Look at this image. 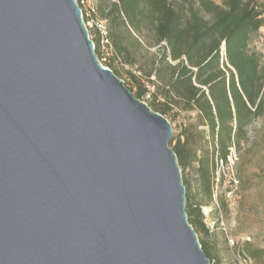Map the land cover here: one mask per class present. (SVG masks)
<instances>
[{
    "label": "water",
    "instance_id": "obj_1",
    "mask_svg": "<svg viewBox=\"0 0 264 264\" xmlns=\"http://www.w3.org/2000/svg\"><path fill=\"white\" fill-rule=\"evenodd\" d=\"M173 135L77 0H0V264H211Z\"/></svg>",
    "mask_w": 264,
    "mask_h": 264
},
{
    "label": "trees",
    "instance_id": "obj_2",
    "mask_svg": "<svg viewBox=\"0 0 264 264\" xmlns=\"http://www.w3.org/2000/svg\"><path fill=\"white\" fill-rule=\"evenodd\" d=\"M77 1L83 8L84 0ZM92 13L106 22L112 48L104 66L119 78L127 75L126 87L170 122L195 113V122L184 125L170 147L182 169L189 222L208 234L201 207L213 197L217 165L228 164L231 149L246 142L249 128L264 117V62L252 47L264 27L263 4L99 0ZM93 41L101 61L100 40ZM186 171L196 177L194 194ZM201 244L210 259L208 245Z\"/></svg>",
    "mask_w": 264,
    "mask_h": 264
},
{
    "label": "rangeland",
    "instance_id": "obj_3",
    "mask_svg": "<svg viewBox=\"0 0 264 264\" xmlns=\"http://www.w3.org/2000/svg\"><path fill=\"white\" fill-rule=\"evenodd\" d=\"M214 1L217 4L223 3V0ZM98 2L99 0H84L82 10L86 14L92 39L100 40L101 62L108 63L112 48L106 42V22L92 13V8ZM258 2L264 7V0ZM252 47L264 62V27ZM122 77L120 79L131 87L127 75ZM189 122H195V113L183 112L175 120H171L173 136H179L182 127ZM204 145L205 148H210L207 144ZM186 176L191 180V193L194 194L196 177L191 171H186ZM197 199L207 200L202 196ZM207 202L206 206L201 207V212L209 233L198 231L197 234L200 242L209 247L211 264H264V117L249 128L246 142L231 149L228 164L219 161L213 197Z\"/></svg>",
    "mask_w": 264,
    "mask_h": 264
},
{
    "label": "built area",
    "instance_id": "obj_4",
    "mask_svg": "<svg viewBox=\"0 0 264 264\" xmlns=\"http://www.w3.org/2000/svg\"><path fill=\"white\" fill-rule=\"evenodd\" d=\"M84 1L81 2V4H83ZM94 11V8H92V12ZM84 14V13H83ZM106 42L108 43V41L106 40Z\"/></svg>",
    "mask_w": 264,
    "mask_h": 264
}]
</instances>
